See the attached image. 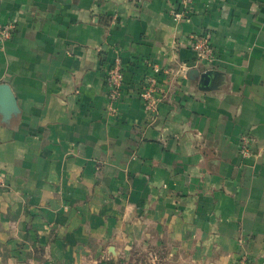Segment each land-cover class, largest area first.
I'll use <instances>...</instances> for the list:
<instances>
[{"label":"crops","instance_id":"crops-1","mask_svg":"<svg viewBox=\"0 0 264 264\" xmlns=\"http://www.w3.org/2000/svg\"><path fill=\"white\" fill-rule=\"evenodd\" d=\"M176 5L0 0V21L15 24L0 83L17 105L0 111V264H99L146 248L172 264H264V0H193L180 21ZM202 31L211 61L188 41ZM115 55L124 81L111 113ZM150 63L164 94L153 121L138 94Z\"/></svg>","mask_w":264,"mask_h":264},{"label":"built area","instance_id":"built-area-1","mask_svg":"<svg viewBox=\"0 0 264 264\" xmlns=\"http://www.w3.org/2000/svg\"><path fill=\"white\" fill-rule=\"evenodd\" d=\"M193 0H177V5L171 11L174 20L180 21L187 19L191 11V4ZM15 24L13 22L3 23L0 21V46H2L13 34ZM189 44L191 49L195 52L199 60L211 61L215 57L214 47L211 40V33L209 31H202L198 33H191L189 35ZM152 73L147 74L143 79L139 90V98L144 103L148 112L149 121H153L157 113V106L162 100L164 94L160 90L158 83V74L161 72L160 67L150 63ZM164 73H169L170 68L162 70ZM175 72H178L177 70ZM106 87L108 95V111L113 113L116 109V102L121 96V90L124 81L123 66L121 58L118 55L110 61L106 69ZM252 139L247 134L240 136L239 151L242 156L250 155V144ZM235 264H244L243 261H236Z\"/></svg>","mask_w":264,"mask_h":264},{"label":"rangeland","instance_id":"rangeland-1","mask_svg":"<svg viewBox=\"0 0 264 264\" xmlns=\"http://www.w3.org/2000/svg\"><path fill=\"white\" fill-rule=\"evenodd\" d=\"M113 264H172L163 252H156L154 249H135L127 259L120 258L113 261Z\"/></svg>","mask_w":264,"mask_h":264},{"label":"water","instance_id":"water-1","mask_svg":"<svg viewBox=\"0 0 264 264\" xmlns=\"http://www.w3.org/2000/svg\"><path fill=\"white\" fill-rule=\"evenodd\" d=\"M193 73H197L196 70H192ZM210 72L207 71L202 75V87L208 88ZM0 111L4 116L17 111L15 96L7 83H0Z\"/></svg>","mask_w":264,"mask_h":264},{"label":"trees","instance_id":"trees-1","mask_svg":"<svg viewBox=\"0 0 264 264\" xmlns=\"http://www.w3.org/2000/svg\"><path fill=\"white\" fill-rule=\"evenodd\" d=\"M99 264H113V261L112 260L101 261Z\"/></svg>","mask_w":264,"mask_h":264}]
</instances>
